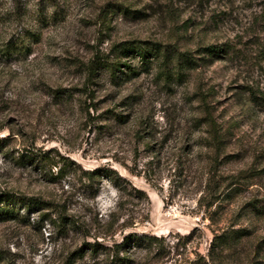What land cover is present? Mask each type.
I'll use <instances>...</instances> for the list:
<instances>
[{
  "label": "rangeland",
  "instance_id": "obj_1",
  "mask_svg": "<svg viewBox=\"0 0 264 264\" xmlns=\"http://www.w3.org/2000/svg\"><path fill=\"white\" fill-rule=\"evenodd\" d=\"M0 139V264H264V0H0Z\"/></svg>",
  "mask_w": 264,
  "mask_h": 264
},
{
  "label": "trees",
  "instance_id": "obj_2",
  "mask_svg": "<svg viewBox=\"0 0 264 264\" xmlns=\"http://www.w3.org/2000/svg\"><path fill=\"white\" fill-rule=\"evenodd\" d=\"M29 46H26L24 43L20 44V43H15L13 45L8 44L6 45L5 49L3 48V53L5 55H13L14 53H22L23 51L25 52H30V48H28ZM121 49L123 52H135L136 54H138L142 59H144L145 61H150L149 58L150 57H155L158 59L162 58V62L164 63V66L167 67V69H165L164 75L166 76V78L168 79H172V77H174L173 71L169 66V60L171 59V56H169L168 53L165 54H161L160 53V48L158 44H153V46L151 48H149V46L144 45L143 42H124L121 44ZM183 57L185 58V61H187L188 63H191L193 61V59L191 58V56L185 52L182 54ZM98 65V64H97ZM119 67L118 62H114L112 64V69H117ZM3 139H0V141ZM24 154H28V153H24ZM24 157L26 155H23ZM22 156V157H23ZM31 157V156H30ZM31 159L32 158H28ZM36 158H33V160ZM43 159V157H42ZM45 160V158L43 159ZM107 175L109 176V173L112 172V170H104ZM109 172V173H108ZM89 174H91L92 176L96 175L97 169H94L90 172H87ZM110 178H112L110 176ZM6 198H11V195L6 194L5 195ZM32 202L36 203L33 205L36 206H41L40 201L36 198H32ZM71 222V219H70ZM66 223V222H65ZM64 225V224H62ZM67 225V224H65ZM147 238H151L150 236H141V235H134V237H129L126 236L124 239L126 240L125 242H114L112 245H104L101 241H99L96 237L94 238V241H90L88 239H84L80 244H77L76 247L70 251L68 253V255L66 256V258L63 260V262H61L60 264H74L76 262H78V260H80L81 262L78 264H88V262L85 261L87 253L92 254V255H97L100 253H103L102 250H104V254L106 255L107 260L109 261V264H128V258L129 256H127L126 254H123L122 248L125 247V243H131V241H140ZM216 238H218V243L219 244H223L225 242V239L222 236H216ZM130 239V240H129ZM96 258V257H95Z\"/></svg>",
  "mask_w": 264,
  "mask_h": 264
}]
</instances>
